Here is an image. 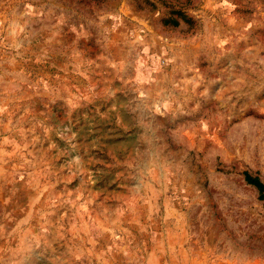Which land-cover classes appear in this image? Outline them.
<instances>
[{
  "label": "rangeland",
  "instance_id": "374dc122",
  "mask_svg": "<svg viewBox=\"0 0 264 264\" xmlns=\"http://www.w3.org/2000/svg\"><path fill=\"white\" fill-rule=\"evenodd\" d=\"M264 0H0V264H264Z\"/></svg>",
  "mask_w": 264,
  "mask_h": 264
},
{
  "label": "trees",
  "instance_id": "16d2710c",
  "mask_svg": "<svg viewBox=\"0 0 264 264\" xmlns=\"http://www.w3.org/2000/svg\"><path fill=\"white\" fill-rule=\"evenodd\" d=\"M244 180L247 184L252 185L258 192V198L264 201V183L257 175H252L248 171H243ZM264 207V202H263Z\"/></svg>",
  "mask_w": 264,
  "mask_h": 264
}]
</instances>
